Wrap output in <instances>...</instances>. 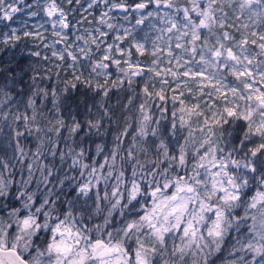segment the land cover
I'll use <instances>...</instances> for the list:
<instances>
[{"label": "snow or ice", "instance_id": "obj_1", "mask_svg": "<svg viewBox=\"0 0 264 264\" xmlns=\"http://www.w3.org/2000/svg\"><path fill=\"white\" fill-rule=\"evenodd\" d=\"M22 43L0 264H264V0H0Z\"/></svg>", "mask_w": 264, "mask_h": 264}, {"label": "trees", "instance_id": "obj_2", "mask_svg": "<svg viewBox=\"0 0 264 264\" xmlns=\"http://www.w3.org/2000/svg\"><path fill=\"white\" fill-rule=\"evenodd\" d=\"M28 2H31V0H28ZM17 19H27V17L23 16L22 14H17ZM29 47H31L30 44ZM22 48H23V43L21 44V46L17 47L16 49H12L7 52L0 53V63L11 62L13 67L19 65L20 67L16 69L17 71H20V68H27L29 61L33 60L34 58L29 57L27 55V51H21ZM24 81L25 83H27L28 81L27 75L24 76ZM80 99H81V93H73L69 97V104L73 108H75L79 104L80 109L82 110L83 104H80ZM113 99L115 100V96L113 97Z\"/></svg>", "mask_w": 264, "mask_h": 264}, {"label": "rangeland", "instance_id": "obj_3", "mask_svg": "<svg viewBox=\"0 0 264 264\" xmlns=\"http://www.w3.org/2000/svg\"><path fill=\"white\" fill-rule=\"evenodd\" d=\"M218 264H219V262H218Z\"/></svg>", "mask_w": 264, "mask_h": 264}]
</instances>
